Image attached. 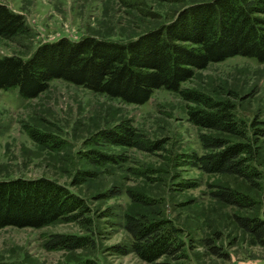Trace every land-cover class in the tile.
<instances>
[{
	"label": "rangeland",
	"instance_id": "1",
	"mask_svg": "<svg viewBox=\"0 0 264 264\" xmlns=\"http://www.w3.org/2000/svg\"><path fill=\"white\" fill-rule=\"evenodd\" d=\"M205 1L210 0H0L23 14L32 29L28 36L0 37V56L27 58L40 44L62 36L127 42ZM182 85L234 104L243 135L192 124L188 103L165 89L155 90L142 105L61 79L35 98L0 89V180L47 177L86 203L71 222L0 229V261L59 264L91 258L99 264H151L130 251L132 236L124 223L125 215L134 214L167 219L179 228L186 264H264V244L238 223V217H253L264 224V63L230 57L196 70ZM126 120L161 140L162 147L147 151L93 138ZM32 131L50 135L52 142L42 145ZM202 133L249 143L251 174L207 173L184 161L185 155L209 151ZM98 153L105 162L96 159ZM222 191L248 203L223 200L217 195ZM56 233L85 236L90 243L46 249Z\"/></svg>",
	"mask_w": 264,
	"mask_h": 264
},
{
	"label": "trees",
	"instance_id": "2",
	"mask_svg": "<svg viewBox=\"0 0 264 264\" xmlns=\"http://www.w3.org/2000/svg\"><path fill=\"white\" fill-rule=\"evenodd\" d=\"M23 14L0 2V37L30 35ZM245 56L264 63V0H210L189 5L175 19L127 42L85 36L73 40L62 36L40 44L27 58L0 56V89H17L24 98L38 97L50 82L61 79L132 104L147 103L155 90L179 94L187 103L188 120L203 128L243 135L229 101L215 100L193 88L183 87L196 70L230 57ZM35 141L48 146L50 135L32 131ZM105 143L130 145L151 151L162 147L129 120L102 130L93 138ZM206 153L185 155L194 167L207 173L248 177L252 149L244 141L200 134ZM53 142H55L53 140ZM100 156V157H99ZM105 162V155L98 153ZM85 179V178H83ZM230 203L244 205L246 197L229 191L217 193ZM86 203L66 185L47 177L0 180V229L7 226L42 228L55 222H71ZM238 223L264 244V224L259 218L238 217ZM124 228L132 236L130 251L151 264H186L180 230L170 220L125 215ZM85 236L52 234L48 250L77 249L89 245ZM168 257L171 260H162ZM0 264H18L0 261ZM99 264L86 258L78 263Z\"/></svg>",
	"mask_w": 264,
	"mask_h": 264
}]
</instances>
